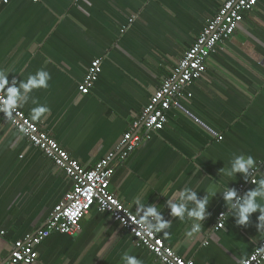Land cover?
Returning <instances> with one entry per match:
<instances>
[{
  "label": "crops",
  "instance_id": "crops-1",
  "mask_svg": "<svg viewBox=\"0 0 264 264\" xmlns=\"http://www.w3.org/2000/svg\"><path fill=\"white\" fill-rule=\"evenodd\" d=\"M7 1L0 4V70L17 86L38 70L50 77L18 109L89 168L116 146L226 0ZM96 59L101 73L83 96L78 87ZM38 105L49 112L33 120ZM167 117L160 132L115 168L110 191L139 219L136 197L158 205L170 227L156 233L182 258L239 264L264 239V220L254 212L246 225H237L222 193L244 178L223 170L238 155L253 157L255 166L264 162V1L208 57L203 77L184 88ZM261 178L264 165L244 193ZM212 185L216 195L209 193ZM185 187L209 200L195 232L192 220L171 216L166 206ZM71 189L64 173L0 116V264L14 242L45 226ZM220 212H226L225 224L215 232ZM36 251L35 264H123L125 253L142 264H159L96 208L73 236L52 233Z\"/></svg>",
  "mask_w": 264,
  "mask_h": 264
},
{
  "label": "built area",
  "instance_id": "built-area-1",
  "mask_svg": "<svg viewBox=\"0 0 264 264\" xmlns=\"http://www.w3.org/2000/svg\"><path fill=\"white\" fill-rule=\"evenodd\" d=\"M259 1L264 0H226L216 15L207 22L194 44L183 54L173 73L163 79L150 96L147 105L119 138L116 146L92 167L86 168L71 158L53 137L18 108L12 111L11 116L0 111L3 121L9 123L29 144L39 149L72 183L71 191L55 206L45 226L14 242L3 264H35L38 259V245L52 233L73 236L79 230L80 222L92 208L108 214L129 234L135 247L150 252L159 264H194L193 260L179 256L156 232L143 231L140 219L110 191L111 179L117 166L122 165L143 142L150 140L153 134L164 128L167 114L179 106L184 88L203 77L208 57L216 53L219 46L233 35L242 23L244 14L252 11ZM7 3V0H0V4ZM125 30L126 27L122 28L121 33ZM100 73L101 60H93L78 87L81 95L89 94ZM186 96L190 98L191 94ZM3 98L4 93L0 91V107ZM218 140H221V137ZM262 165L264 162L254 166L247 181L243 179L238 184L235 188L237 196H242L247 186L256 184V175ZM225 219L226 212L217 215L213 227L215 232L224 228ZM0 235L3 236L4 233L0 232ZM261 248H264V239L257 244L250 256L239 264H244V261L262 264L264 253L257 254Z\"/></svg>",
  "mask_w": 264,
  "mask_h": 264
},
{
  "label": "clouds",
  "instance_id": "clouds-1",
  "mask_svg": "<svg viewBox=\"0 0 264 264\" xmlns=\"http://www.w3.org/2000/svg\"><path fill=\"white\" fill-rule=\"evenodd\" d=\"M49 74L46 71L38 70L35 74L30 75L26 81L20 82L17 86L15 78L9 82L8 74L6 71L0 70V90L5 89L3 104L0 107V111H3L8 116H11L12 111L17 108L23 107L29 100V93L33 89L46 88L47 81L49 80ZM32 103H36L35 100ZM49 112L46 106L38 105L32 109L31 117L33 120L40 119L44 114ZM255 161L253 157L244 155L235 156L231 162L230 167L224 169V174L228 177L235 176L237 173L242 174L244 180L251 175L252 169H254ZM216 186L212 185L209 188L211 195H216ZM177 196L176 192L172 193V197ZM178 199L173 202V199L166 201V206L170 210V215L178 217L181 221L188 218L193 221L191 232L198 231L200 228V221L205 219L207 213V206L209 200L207 195L202 198H198L197 192L185 187L178 193ZM223 201L226 202L230 208L235 209V220L237 225H246L249 221V217L254 212L260 213V219L264 220V178L259 179L257 186L244 193L242 196H237L235 189L227 188L222 193ZM136 205V214L140 217L139 223L141 224L143 231L147 233L162 232L170 227V222L163 218L161 208L156 204H145L140 197H136L133 201ZM191 205V207H190ZM191 232L189 235H191ZM167 235V233H165ZM264 253V248L258 250L257 254ZM255 259V256L252 257ZM121 260L123 264H142L135 256H131L125 253ZM244 264H250L249 261H244Z\"/></svg>",
  "mask_w": 264,
  "mask_h": 264
}]
</instances>
